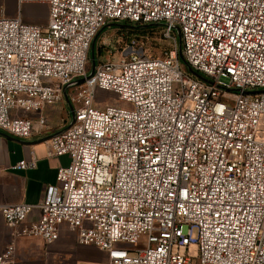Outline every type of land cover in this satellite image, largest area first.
Here are the masks:
<instances>
[{"label":"built area","instance_id":"2783aa9c","mask_svg":"<svg viewBox=\"0 0 264 264\" xmlns=\"http://www.w3.org/2000/svg\"><path fill=\"white\" fill-rule=\"evenodd\" d=\"M24 4L47 5L46 25L24 22ZM15 5L12 17L0 8V131L31 138L65 88L74 118L47 140L49 157L70 161L57 184L38 204L0 205L14 236L0 264H16L17 237L49 247L63 230L107 264H264V0ZM115 22L161 26L172 48L155 57L126 47L94 58L90 75L92 42ZM97 90L130 108H95Z\"/></svg>","mask_w":264,"mask_h":264},{"label":"crops","instance_id":"0c3cea01","mask_svg":"<svg viewBox=\"0 0 264 264\" xmlns=\"http://www.w3.org/2000/svg\"><path fill=\"white\" fill-rule=\"evenodd\" d=\"M65 99L61 102L46 106L42 112L46 120V127L33 133L29 139H18L0 131V205H15L19 203L38 204L44 199L48 186H55L56 172L60 167H66L69 158L49 157L47 140L63 130L60 119L68 112ZM22 118L36 120V113L15 111ZM35 159L36 167L31 170H16L13 167L21 160ZM30 215V219L35 217ZM63 234H67L63 236ZM12 232L4 225L0 218V250L13 238ZM53 250L60 255L67 256L62 264H107L106 253L92 246H82L76 243L72 233L63 230L59 240L45 247L39 239L21 241L24 257L17 256L18 264H57L46 260L45 250ZM29 253V256L27 252ZM103 263H101V259Z\"/></svg>","mask_w":264,"mask_h":264},{"label":"rangeland","instance_id":"374dc122","mask_svg":"<svg viewBox=\"0 0 264 264\" xmlns=\"http://www.w3.org/2000/svg\"><path fill=\"white\" fill-rule=\"evenodd\" d=\"M0 8H4L5 14L9 17L15 16L16 5L15 0H0ZM22 19L26 23H33L40 26H45L48 19V6L45 4H24L21 6ZM114 24L123 25L124 22L109 23L104 26L95 38L94 42V58L96 64L99 59L101 61H106L120 55L123 49L126 47H134L135 49H140L146 52L148 55L155 57H163L171 50V44L169 41L163 39L160 34L159 28L153 30H148L143 33H130L128 31H123L121 27ZM181 69L187 74L188 69L185 64L180 60ZM87 71L90 72L92 68L91 57H89V62L87 64ZM72 106L75 105L72 103ZM68 112L63 113L62 117L58 119L60 121V126L63 129L67 128L70 120V106L68 105ZM94 107L103 110L106 107L115 108H130V106L118 99V96L109 91L97 90L94 98ZM70 161H68V166ZM67 234H63L66 236ZM29 241L32 238L17 237L15 239V253L14 262H17V256L24 257L23 249H20L21 241ZM46 260H50L57 264H62L66 262L67 256L60 255L49 248L44 251ZM196 247L190 246L188 248V253L190 255L196 254ZM29 251L27 252L29 256ZM103 263L102 258L100 259ZM53 264V263H52ZM106 264V263H105Z\"/></svg>","mask_w":264,"mask_h":264},{"label":"trees","instance_id":"16d2710c","mask_svg":"<svg viewBox=\"0 0 264 264\" xmlns=\"http://www.w3.org/2000/svg\"><path fill=\"white\" fill-rule=\"evenodd\" d=\"M124 23L125 24L119 26L122 28L123 31H128L130 33L137 34V33H143V32L148 31V30H153L155 28H159L160 34H161V26H157V25L139 26V25H132L131 23H128V22H124ZM178 59H179V61L182 60V62L185 64V62L181 58V55H179V54H178Z\"/></svg>","mask_w":264,"mask_h":264},{"label":"water","instance_id":"95a60500","mask_svg":"<svg viewBox=\"0 0 264 264\" xmlns=\"http://www.w3.org/2000/svg\"><path fill=\"white\" fill-rule=\"evenodd\" d=\"M114 25L120 26L119 24H114ZM94 42H95V39L93 40L92 45H91V49H90V57H91L92 67L94 66ZM187 69H188V72L192 76H194V77H196V78H198L200 80L206 81L199 74H197L195 71H193L191 68H187ZM92 73H93V69H91L90 75ZM65 91H66V88L63 90V94H64V99H65L66 103L69 105V102H68V99H67V96H66V92ZM70 113H71V120L73 121L74 116H73L72 109L70 110Z\"/></svg>","mask_w":264,"mask_h":264}]
</instances>
